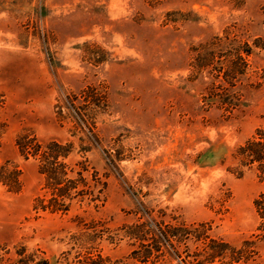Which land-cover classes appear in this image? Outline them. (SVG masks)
<instances>
[{"label": "rangeland", "instance_id": "374dc122", "mask_svg": "<svg viewBox=\"0 0 264 264\" xmlns=\"http://www.w3.org/2000/svg\"><path fill=\"white\" fill-rule=\"evenodd\" d=\"M0 125V264H229L209 235L264 244V0H0ZM58 153L78 201L43 211Z\"/></svg>", "mask_w": 264, "mask_h": 264}, {"label": "trees", "instance_id": "16d2710c", "mask_svg": "<svg viewBox=\"0 0 264 264\" xmlns=\"http://www.w3.org/2000/svg\"><path fill=\"white\" fill-rule=\"evenodd\" d=\"M3 124V123H2ZM1 127V125H0ZM255 135L246 141V144H244L243 148L241 149L242 158L246 159L247 166H250L253 163H257V165L264 166V135H260L258 133H254ZM46 149L59 150L62 149V145L55 141L48 145L46 144ZM60 153L56 155V159H54L53 162L49 163L45 169H42V174L45 176V183L44 185L47 187L48 190H59L58 192H50L46 191L45 194H43V198L38 197L37 200L35 199V208L40 207L43 211H49V212H62L67 211L72 205L73 202L77 203L76 195H71L66 192V187L64 185H61L62 182H64V178H66V183H70L69 179V172L72 170H69L68 165L64 164V154H61L62 157H59ZM2 166V165H1ZM3 167V166H2ZM0 167V168H2ZM13 170L17 172L16 178L10 179V184L8 180L6 181V178L8 177V174L1 173L0 176V182L5 184L10 188V191L16 192L15 190L19 186L20 182V170L16 167H13ZM3 176V177H2ZM46 194H49L47 196ZM253 205L255 208V211L257 215L259 216L260 220H264V193H261L253 200ZM182 228V227H181ZM180 227H172L169 228L167 231H161L157 227V234L158 238L157 241L160 243H164V248H168L171 243V237H180V233L182 231H186L187 229H181ZM143 237L141 236L140 240H142ZM144 244V243H142ZM206 251L208 254H205L201 256L203 259H209V261H212L214 259H218L220 261L227 260L229 261V264H249L251 261L255 260L256 255L261 250L260 247H263L264 244L257 243L255 240L250 241L249 239L244 240L240 245L235 246L229 241L225 240L224 238L217 237V236H211L209 235V240L206 239L205 241ZM156 245V244H154ZM161 245V244H160ZM159 244H157V247ZM243 247H249L251 248V252L253 254L252 257L247 258H241L237 256V253L240 251ZM139 248V249H138ZM137 249L134 250V253H138V260L139 259H145L149 257L152 251V246L150 248L148 245L139 246ZM160 249V248H159ZM156 248V250H159ZM264 250V248L262 249ZM162 251V250H161ZM164 253H160L162 255ZM165 254L174 256L173 259H170V261H176L177 264H184V260H180L177 251H170L166 252ZM227 257V258H226ZM135 259V257H134ZM142 260V261H143ZM200 262V260L198 261ZM187 264V263H186Z\"/></svg>", "mask_w": 264, "mask_h": 264}]
</instances>
